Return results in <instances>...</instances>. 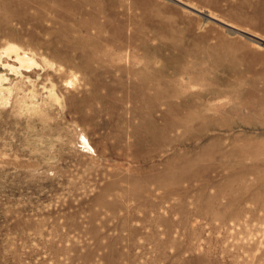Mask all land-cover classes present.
Wrapping results in <instances>:
<instances>
[{
	"label": "rangeland",
	"instance_id": "obj_1",
	"mask_svg": "<svg viewBox=\"0 0 264 264\" xmlns=\"http://www.w3.org/2000/svg\"><path fill=\"white\" fill-rule=\"evenodd\" d=\"M203 14L264 41V0H0V264H264V46Z\"/></svg>",
	"mask_w": 264,
	"mask_h": 264
},
{
	"label": "water",
	"instance_id": "obj_2",
	"mask_svg": "<svg viewBox=\"0 0 264 264\" xmlns=\"http://www.w3.org/2000/svg\"><path fill=\"white\" fill-rule=\"evenodd\" d=\"M182 5L185 6V7H187V8H189V9H191L192 11H195V12L199 13V11H197V10H195V9H193V8H191V7H189L188 5H185V4H182ZM203 15H204V14H203ZM204 17H205L206 19H212V20H214V21H216V22H218V23L224 25V26H225L229 31H231L232 33H240V34L244 35L245 37H247V38H249V39H251V40H253V41H255V42H257V43H259V44H261V45L264 46V41H263L262 39L258 38V37L251 36V35H249V34L243 32V31H238V29L232 27L231 25H229V24H227V23H224V22H222V21H219V20H217V19H214V18H212V17H209V16H207V15H204Z\"/></svg>",
	"mask_w": 264,
	"mask_h": 264
}]
</instances>
